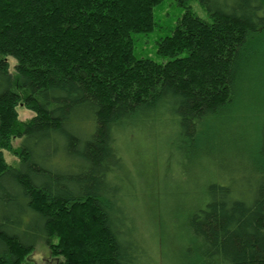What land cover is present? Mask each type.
Returning a JSON list of instances; mask_svg holds the SVG:
<instances>
[{"label": "trees", "instance_id": "trees-1", "mask_svg": "<svg viewBox=\"0 0 264 264\" xmlns=\"http://www.w3.org/2000/svg\"><path fill=\"white\" fill-rule=\"evenodd\" d=\"M199 1L206 16L178 0L157 61L135 47L164 0H0V264L40 240L59 264H264V122L237 113L264 0ZM130 131L193 142L206 166L199 191L172 193L176 262L135 218Z\"/></svg>", "mask_w": 264, "mask_h": 264}, {"label": "rangeland", "instance_id": "rangeland-1", "mask_svg": "<svg viewBox=\"0 0 264 264\" xmlns=\"http://www.w3.org/2000/svg\"><path fill=\"white\" fill-rule=\"evenodd\" d=\"M190 5L199 15H207L208 10L199 0H190ZM184 12L185 6L179 5L178 0H164L161 5L157 6L155 19L158 25L153 31L138 35L135 47L138 55L157 61L166 60L157 52L158 39L169 34L170 29L176 25L177 19ZM251 51L255 55L251 64L252 68L247 73L246 82L249 83L245 89L249 104L242 101L239 108L243 112L237 113L242 117L246 116L252 125L255 123L261 125L264 122L262 115L264 96L261 98V93L264 95V32L251 45ZM20 111L21 119L32 116V113L24 108ZM241 122L242 120L239 119L234 120V124L240 125ZM248 132L250 134L251 131ZM120 142L127 163L130 164L137 177L138 188L133 198L135 218L141 225L154 256L156 255L166 263L174 259L176 262L185 247L186 234L180 232L181 226L178 224V218H174L175 215L171 213L172 193L182 188V191L184 188L189 191H195V189L199 191L198 186L202 181L206 182L205 177L201 175L206 166L200 164L199 161L196 163L198 155L194 148L197 144L186 142L183 145L177 143L167 145L151 133L141 137V134L137 135L132 131ZM206 144L207 141L203 139L198 143L203 147ZM208 147H206L207 151L210 150ZM5 156L10 164H18L17 155L6 152ZM61 261V258L54 256L48 245L40 240L33 251L23 259L22 264H59Z\"/></svg>", "mask_w": 264, "mask_h": 264}]
</instances>
